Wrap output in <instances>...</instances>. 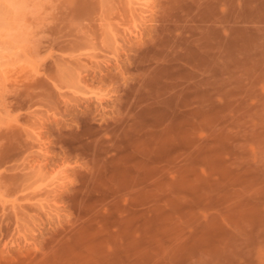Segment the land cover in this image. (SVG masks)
<instances>
[{
  "label": "rangeland",
  "instance_id": "obj_1",
  "mask_svg": "<svg viewBox=\"0 0 264 264\" xmlns=\"http://www.w3.org/2000/svg\"><path fill=\"white\" fill-rule=\"evenodd\" d=\"M0 264H264V0H0Z\"/></svg>",
  "mask_w": 264,
  "mask_h": 264
}]
</instances>
